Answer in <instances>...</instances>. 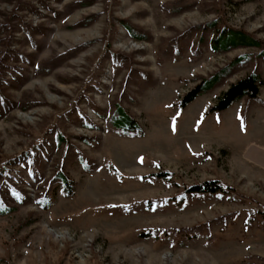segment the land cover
I'll use <instances>...</instances> for the list:
<instances>
[{
  "label": "rangeland",
  "instance_id": "rangeland-1",
  "mask_svg": "<svg viewBox=\"0 0 264 264\" xmlns=\"http://www.w3.org/2000/svg\"><path fill=\"white\" fill-rule=\"evenodd\" d=\"M253 72L264 0H0V264H264V84L211 110Z\"/></svg>",
  "mask_w": 264,
  "mask_h": 264
},
{
  "label": "trees",
  "instance_id": "trees-1",
  "mask_svg": "<svg viewBox=\"0 0 264 264\" xmlns=\"http://www.w3.org/2000/svg\"><path fill=\"white\" fill-rule=\"evenodd\" d=\"M261 42L258 39L253 38L251 35L243 30L223 28L219 35L213 38L212 46L215 51H226L230 48L240 46H260ZM218 77L214 76L212 80H206L203 84H198L191 89L182 99L181 106L185 107L189 103L193 102L198 96L207 92L217 81ZM264 84L259 73L253 72L238 81L232 83L230 87L219 97L218 102L212 107V111H224L232 106L235 102L239 101L244 96L250 98H257L260 92V86ZM113 124L117 128H121L125 132L138 131L139 125L128 114L127 111L121 106L117 105L116 115L113 119ZM151 176L167 179L166 173H151ZM62 179L63 185L67 194L74 193V185L66 174H59ZM226 187L217 180L205 181L196 185H192L188 188L189 193L194 194H208L216 192H224Z\"/></svg>",
  "mask_w": 264,
  "mask_h": 264
}]
</instances>
